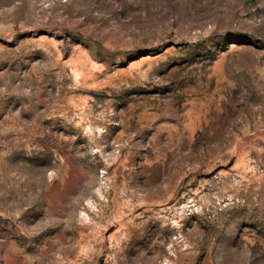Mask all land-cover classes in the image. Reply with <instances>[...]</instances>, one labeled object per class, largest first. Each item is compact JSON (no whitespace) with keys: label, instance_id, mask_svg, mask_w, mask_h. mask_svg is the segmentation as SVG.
Here are the masks:
<instances>
[{"label":"rangeland","instance_id":"rangeland-1","mask_svg":"<svg viewBox=\"0 0 264 264\" xmlns=\"http://www.w3.org/2000/svg\"><path fill=\"white\" fill-rule=\"evenodd\" d=\"M0 264H264V0H0Z\"/></svg>","mask_w":264,"mask_h":264}]
</instances>
